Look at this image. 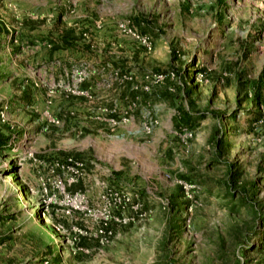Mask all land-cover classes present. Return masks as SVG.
Returning a JSON list of instances; mask_svg holds the SVG:
<instances>
[{"label":"rangeland","instance_id":"1","mask_svg":"<svg viewBox=\"0 0 264 264\" xmlns=\"http://www.w3.org/2000/svg\"><path fill=\"white\" fill-rule=\"evenodd\" d=\"M0 28V264H264V0H0Z\"/></svg>","mask_w":264,"mask_h":264},{"label":"trees","instance_id":"2","mask_svg":"<svg viewBox=\"0 0 264 264\" xmlns=\"http://www.w3.org/2000/svg\"><path fill=\"white\" fill-rule=\"evenodd\" d=\"M0 33H1V28H0ZM53 48L57 49L60 47H69V46H76L79 45L78 42V35L75 33L73 28H69L68 30L62 31L61 33V37H60V41L58 42V40H53ZM188 71H194L192 68L188 69ZM251 99L252 100H257L258 102H263L264 100V94L261 91V88H256L254 93L251 94ZM206 114L205 112L201 113L199 116L195 117L192 116L190 114H188V112H183V114L181 113V117L182 119L186 122V123H193L198 121L200 118L203 117V115ZM212 114L216 115L219 119H221V121H226L228 118L230 119H236V114L232 115V114H227L224 112H219L216 110L212 111ZM223 115H225L224 118ZM228 115V116H227ZM251 115V116H250ZM247 116H250L249 119L251 120H259L261 119V117L263 116L261 112H254V111H249L247 113ZM248 119V120H249ZM230 131V130H229ZM231 132L229 133H225V132H221L220 134L217 135L216 140H215V147L219 150V153H225L226 150L228 149L229 145H228V140L227 137L228 135H230ZM9 137L5 136L4 134L0 133V151H4V149L8 146ZM231 174V181L236 182L237 179L240 177V173L236 174V172H230ZM177 208L180 207L181 209H183V206H180L181 204L176 203ZM180 211V210H179ZM54 249H56V247H53Z\"/></svg>","mask_w":264,"mask_h":264},{"label":"built area","instance_id":"3","mask_svg":"<svg viewBox=\"0 0 264 264\" xmlns=\"http://www.w3.org/2000/svg\"><path fill=\"white\" fill-rule=\"evenodd\" d=\"M121 27L126 30V31H131V29L128 28L125 24H121ZM141 38V37H140ZM145 44L149 45L148 38L147 37H142L141 39ZM71 160V159H70Z\"/></svg>","mask_w":264,"mask_h":264},{"label":"crops","instance_id":"4","mask_svg":"<svg viewBox=\"0 0 264 264\" xmlns=\"http://www.w3.org/2000/svg\"><path fill=\"white\" fill-rule=\"evenodd\" d=\"M48 39H49V42L52 43L51 37H49ZM69 47H71V46H69ZM51 53H52V44H51V50H50L49 54H51Z\"/></svg>","mask_w":264,"mask_h":264}]
</instances>
